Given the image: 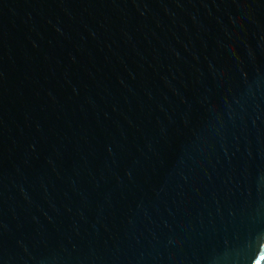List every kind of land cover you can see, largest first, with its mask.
<instances>
[{
	"label": "water",
	"instance_id": "water-1",
	"mask_svg": "<svg viewBox=\"0 0 264 264\" xmlns=\"http://www.w3.org/2000/svg\"><path fill=\"white\" fill-rule=\"evenodd\" d=\"M0 264H264V0H0Z\"/></svg>",
	"mask_w": 264,
	"mask_h": 264
}]
</instances>
